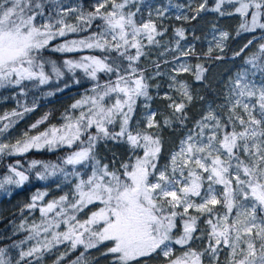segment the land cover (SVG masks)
Instances as JSON below:
<instances>
[{"label": "snow or ice", "instance_id": "obj_1", "mask_svg": "<svg viewBox=\"0 0 264 264\" xmlns=\"http://www.w3.org/2000/svg\"><path fill=\"white\" fill-rule=\"evenodd\" d=\"M173 8L178 21L191 23L201 13L214 12L241 18L236 35L264 31V0H214V5L200 0L195 7L171 0L167 5L95 0L91 10L68 0H0V89L25 93L29 87L49 85L65 75L62 68L81 70L92 82L65 111L59 127L36 135L25 132L14 143L0 142V157L67 150L59 163L32 160L21 170L17 160L9 165L13 175L0 181V188L5 183L22 186L36 169L38 179L55 177L68 188L44 206L38 208L37 201L47 192H38L26 205L38 208L42 219L30 229L20 225L29 235L11 247L34 239L36 243L21 249L14 264H33L30 258L40 264L44 253L59 245L68 250L55 264L81 248L67 264H100L101 259L108 264H264V43L221 82V102H207L193 120L188 109L196 97L177 76L191 72L203 84L207 69L197 64L193 70L181 62V57L195 55L194 45L181 49L185 28L174 31L175 49L158 39L168 29L157 20L167 18ZM213 30L218 36L212 37L209 57L213 51L224 53L231 38L215 25ZM73 34L79 38L69 39ZM159 48L164 51L154 60L153 49ZM176 50L180 56L161 61L166 52ZM85 51L89 54L66 57L60 65L48 56ZM214 59L223 60L224 55ZM170 63L178 67H172L168 87L181 98L165 92L162 99L170 111L164 114L152 108L151 82L162 78V64ZM138 108L144 110L140 118ZM44 120L47 116L31 128ZM0 121H8L0 124L3 135L14 121L8 114ZM165 129L173 134L180 130L174 150L166 151ZM61 183L56 186L63 191ZM92 249L100 254L89 261L86 254ZM7 252L0 247V264H13Z\"/></svg>", "mask_w": 264, "mask_h": 264}, {"label": "trees", "instance_id": "obj_2", "mask_svg": "<svg viewBox=\"0 0 264 264\" xmlns=\"http://www.w3.org/2000/svg\"><path fill=\"white\" fill-rule=\"evenodd\" d=\"M85 9L91 10V2L93 0H81ZM209 5H214V0H209ZM237 21L236 16H225L219 17L218 14L214 12H204L201 13V17L197 21H193L191 23L185 21H178L174 19H168L163 21L162 26L167 28V33L160 38L162 44H166L168 42L172 43L174 41V31L178 27H183L186 29V36L188 41H192L195 44V55L188 56L189 60H191L195 66L197 64L203 65L207 71L205 73L207 80L202 84L195 80L193 74H182L180 78L185 81L187 84L191 85L192 91L195 92L197 85H199L200 91L198 92L197 99H194L191 105H189L188 115L191 119L195 120L199 118L200 113L202 112L201 106L203 103H207L216 100V103H220L222 100L221 96H218V92H223V83L222 81H226L227 77L234 73L236 69L242 64L243 57L245 55H250L252 52H255L260 43H264V31L257 30L254 33L249 35H232L233 29L232 27L235 25ZM218 26L225 28L230 33V39L226 42L227 47L225 48L224 53H220L218 51H214L212 56L215 57L217 55H224L223 60H215L214 58H203L206 54V48L202 45V39L207 29L212 26ZM237 33V32H236ZM83 35V34H80ZM198 37L199 39H194ZM73 37H78L73 34ZM253 44L246 50L241 57L233 59V54L236 51H239L244 44L248 42V40H253ZM163 48L153 49L152 58L155 60L157 58V53L162 52ZM60 55L61 54H52L48 53L49 57H52L57 63H60ZM67 57L72 59H78L79 54H68L61 55V57ZM175 54L166 55L160 57L161 61L163 60H171L173 59ZM209 59V60H204ZM65 75L61 78L58 84H51L46 88H39L37 90H33V88H28L23 95H16V99L12 100V90L8 91L9 95L7 98H4L0 102V117H3L5 114L10 116V119L14 121L10 130L8 129L3 135H0V140L4 135L8 133H16L21 130H28V128L36 123L40 118L48 114L47 120H45L42 124L38 125L36 129L30 130L31 133L35 134L39 129H44L49 125L58 123V114L59 110L55 108L56 102L61 101V107H65L62 105V100L66 99L69 101V97L77 96L80 93H85L91 88L92 82L84 76L79 70H76L75 73L70 74L64 71ZM79 80L80 83H76L75 81ZM65 82L67 83V87H65ZM153 87L151 92L154 96V100L152 102V108L154 110H158L161 113L168 114L170 111L167 108V104L169 103L167 100L162 99L163 94L165 92L169 93L174 99L179 100L181 97L179 94L173 89L168 88L167 81L162 77L158 78L155 81L151 82ZM159 84L160 87L156 88L155 85ZM61 88V92H54L51 96H46L43 92L55 91ZM5 92H2V94ZM75 93L73 95H70ZM196 95V94H195ZM194 95V97H195ZM204 97L203 100L199 99V97ZM32 109L29 112H25V108ZM143 108H138V117L143 113ZM12 112L22 113L20 117H11ZM159 118V117H158ZM8 123V121H0V124ZM191 126V125H189ZM19 134V133H17ZM163 136L165 139V147L166 151L174 150L177 146V142L180 139V130H177L175 134L170 129H165L163 131ZM110 147H112L110 145ZM118 152H122V149H117ZM66 149L48 151L47 149H42L40 151L32 150L27 153L25 156H11V157H1L0 159V175H4L9 170L10 164H15L17 160H20L23 165V169H28L30 162L32 160H37L45 163H59L60 158H62L66 154ZM36 169H31L28 173L30 175V179L23 188H17L11 191V194L3 200H0L2 204L8 208L10 206H14L19 202L26 201L29 199L30 194L40 189L41 185L37 181V177L35 175ZM57 183H61V181L57 180V178H50L51 186H56ZM18 213L16 210H10V212H5L0 218V247H5L8 250L14 243H18L20 240V235L17 232V226L20 220H15V217L18 218ZM79 252V251H77ZM77 252L72 253L70 257H66L65 261H62L61 264L67 263L68 260H72L76 257ZM57 254L54 252H49L45 255L43 260L40 261V264H55ZM95 257V256H94ZM162 260V259H161ZM104 264H108L104 261Z\"/></svg>", "mask_w": 264, "mask_h": 264}, {"label": "rangeland", "instance_id": "obj_3", "mask_svg": "<svg viewBox=\"0 0 264 264\" xmlns=\"http://www.w3.org/2000/svg\"><path fill=\"white\" fill-rule=\"evenodd\" d=\"M68 2L69 3H72L73 5H80L82 7H86L87 6V5H84V3H82L81 0H68ZM199 2H200V0H171V3L172 4H176V3H179V4H188V3H191L193 7H195V5L198 4ZM94 3H95V0H93V2H91L90 4L92 5ZM146 3H152V4H156V5H159V4H165V5H167L169 3V0H146ZM226 7H228V6H226ZM185 10H187V9H185ZM228 10H231V8L229 7ZM177 14H178L177 11L173 8V9L170 10V13L167 16V18H164L163 20H157V23H162L163 21L168 20V19H174V20H176L175 19V15H177ZM144 18L145 19L147 18V9L144 10ZM153 18L156 19L155 16ZM236 18H237V21L235 22V25L232 27V29H233V34L232 35H235L236 34V32L238 30V27H239V24L241 22V18L239 16H236ZM215 28L217 30H219V31H227L223 27L215 26ZM214 34L218 36V31L214 33L213 26H212V27H209L207 29V32L203 36V39H202V42L201 43L206 48V53L208 52V48H209L210 42L212 41V37H213ZM249 34H251V33H249V32H243L242 33L243 36L244 35H249ZM72 38H79V37H73V35H71L69 37V39H72ZM158 39H160V38H158ZM173 39H174V41L172 43L168 42V43L163 44V45H165L169 49H175V47H176L175 41L178 38L177 37H174ZM57 42H59V41H57ZM161 43H163V42H161ZM180 45H181V49H186L189 45H194L195 46L194 42L188 41L187 39L186 40H181L180 41ZM162 51H164V49ZM52 54H60V53H52ZM71 54H75V53H71ZM77 54H79V57H80L82 55L89 54V53L87 51H85V52L77 53ZM165 54L166 55L175 54L176 56H180V51L179 50L169 51V52H166ZM61 55H68V54H61ZM61 55H60V63H58V65L62 64L63 59L66 58L64 56L61 57ZM202 57L203 58H214L213 56L209 57L206 54H205V56H202ZM49 58L53 59L52 57H49ZM172 60L173 59H171L169 61H172ZM204 60H209V59H204ZM181 62L188 64L190 67L193 68V70L195 69V64L191 60H189L188 56L187 57H181ZM172 67H178V65L171 64V63L170 64H162V71L164 72L163 78L167 81L168 84L170 83V81H169V74L171 73ZM62 71L63 72L64 71L68 72L66 68H62ZM79 71L81 73H83L81 70H79ZM68 73L73 74L72 72H68ZM182 74H186V73H180L177 76V80L178 81H183L180 78V76ZM188 74H192V73L191 72H188ZM60 80L53 79V81L49 85H51V84H58ZM183 82H185V81H183ZM49 85H43V86H39V87H30V88H33V90H37L39 88H46ZM190 87H191V85H190ZM11 90H12V100H15L17 98L16 95H20V94L23 95L18 88H3V89H0V102L4 98H7V96L9 95L8 91H11ZM191 91H192V88H191ZM199 91H200L199 85H197L195 92L192 91L193 96L196 94L195 95L196 99H197V96H198L197 94H198ZM2 92H5V93L2 94ZM54 92H58V93L61 92V88H59V89H57L55 91H51L50 90L48 92H43V93L46 96H51ZM49 93H51V95H49ZM73 94H75V93H72L70 95H73ZM83 94L84 93H80L79 95H77L75 97L74 96H71V97L67 98V99H69V101L66 100V99L62 100L63 101L62 102V105L63 106H66V108L65 107H61V101L56 102L55 108H57L59 110V114H58V120H59V122L58 123L49 125L48 127L44 128V129H39L37 131V133H35V134L31 133V131H30V130H32L31 129V126L28 128V130L17 131L16 133H8L7 132V134L3 136V138L0 140V142L14 143L16 140L21 139L23 137V134L25 132H28L29 135H36V134H38L41 131L47 130L49 127H51L53 125L59 127L64 122L63 115H64L65 111L67 109H70V105L73 104L76 100H79L82 97ZM206 107H207V103H203L202 106H201L202 112L205 111ZM45 116H48V114H46ZM45 116H43L39 120H43V118ZM9 130H10V128H9ZM17 133H19V134H17ZM178 143H179V140H178V142H177L176 145H178ZM6 157H9V156H6ZM0 159H1V157H0ZM65 167L66 168H70V166H65ZM7 175H13V174L8 170V172L5 173L4 175H2V176L0 175V181H2L4 179V177L7 176ZM50 178H54V177H49L47 180H40V179L37 178V181L39 182V184L41 185V187L37 191H35L32 194H30L29 199H27L26 201L19 202L18 204L14 205V206H10L8 208H6L2 204L3 201L2 202L0 201V218H1V216L5 212H10V210H16V212L17 211L20 212V213H18L19 214L18 215V218L15 217V220H20V222H19V224L17 226V232H18V234L20 235L21 238H20V240H18V243L17 244H19V242L21 240H25L26 237L29 235V232L28 231H24V230H21L20 229V225L23 223L26 229H30L31 228V225L33 223H40L42 217H41V215L39 213L38 208L40 206H44L45 203H47V202H49V201H51L53 199H58L60 195L64 194V192H67L68 191V188L66 186H64L63 183H61V187L63 188V191H61V188H57V186H54V187L51 186V184H50ZM27 182H25L24 185H26ZM24 185L17 186V185H14V184H7V183H5L4 187L3 188H0V200L6 199L11 194V191H13L14 189H17V188L18 189L21 188V187L23 188ZM38 192H47L48 195L45 196L42 201H37V205H38V208L37 209H34V210L28 209L26 207V205L32 202L31 198L35 194H37ZM35 243H36V240L34 239V240H31V241H28L26 244L21 245L19 248L11 247L8 250L7 255L12 259L13 264H14V261L19 258V252H20V250L21 249L27 250V248L31 247ZM176 248L178 249L179 246H176ZM67 250H68L67 249V245H59L57 248H54L51 252H54L55 254H57V256H56V259H57V257L61 253L65 252ZM82 250L83 249L81 248V249H78L77 251L80 252ZM101 250H103V246H101ZM79 252H77V255L79 254ZM47 253H49V252H45L44 253V255H43V257H42L41 260H43V258L45 257V255ZM99 254H100L99 251H97L96 249H92V250H90V253L89 254H86V255H88L89 261H91L92 257L99 256ZM30 259L33 260V264H36V261H35L34 258H30ZM161 259H163V258L161 257ZM221 259L223 260V257ZM104 261L105 260L101 259L100 264H104ZM22 264H23V262H22ZM65 264H67V263H65Z\"/></svg>", "mask_w": 264, "mask_h": 264}]
</instances>
